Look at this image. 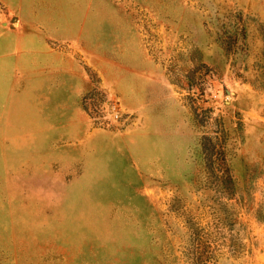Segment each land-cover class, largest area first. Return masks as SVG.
<instances>
[{
  "label": "rangeland",
  "instance_id": "rangeland-1",
  "mask_svg": "<svg viewBox=\"0 0 264 264\" xmlns=\"http://www.w3.org/2000/svg\"><path fill=\"white\" fill-rule=\"evenodd\" d=\"M0 264H264V0H0Z\"/></svg>",
  "mask_w": 264,
  "mask_h": 264
},
{
  "label": "trees",
  "instance_id": "trees-1",
  "mask_svg": "<svg viewBox=\"0 0 264 264\" xmlns=\"http://www.w3.org/2000/svg\"><path fill=\"white\" fill-rule=\"evenodd\" d=\"M221 136L218 135L216 136V140L217 142L214 144V146L212 147V150L209 154L211 161H214V154L216 155V159L219 157L223 160L224 158L222 157L224 151L222 146V142H221ZM221 148V149H220ZM203 149L206 153V151L208 150V145L205 143L203 144ZM216 149V151H215ZM216 163V162H214ZM225 163V162H224ZM225 166H220L219 168L217 167L216 169H213V172L217 175L219 184L221 186V188L223 189H232L233 188V178H232V174L230 172V167L226 164H224Z\"/></svg>",
  "mask_w": 264,
  "mask_h": 264
},
{
  "label": "built area",
  "instance_id": "built-area-1",
  "mask_svg": "<svg viewBox=\"0 0 264 264\" xmlns=\"http://www.w3.org/2000/svg\"><path fill=\"white\" fill-rule=\"evenodd\" d=\"M111 116L115 119V120H119L121 118V111L117 108L116 105H114L111 109Z\"/></svg>",
  "mask_w": 264,
  "mask_h": 264
}]
</instances>
